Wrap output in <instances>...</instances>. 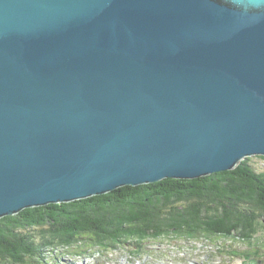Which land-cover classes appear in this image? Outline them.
I'll use <instances>...</instances> for the list:
<instances>
[{
  "label": "water",
  "instance_id": "obj_1",
  "mask_svg": "<svg viewBox=\"0 0 264 264\" xmlns=\"http://www.w3.org/2000/svg\"><path fill=\"white\" fill-rule=\"evenodd\" d=\"M264 156V0H0V218Z\"/></svg>",
  "mask_w": 264,
  "mask_h": 264
},
{
  "label": "trees",
  "instance_id": "obj_2",
  "mask_svg": "<svg viewBox=\"0 0 264 264\" xmlns=\"http://www.w3.org/2000/svg\"><path fill=\"white\" fill-rule=\"evenodd\" d=\"M249 161L203 177L126 185L0 218V264H26L49 247L85 241L113 245L119 239L141 236L251 241L264 225V171H257ZM39 227H46L41 239L30 233Z\"/></svg>",
  "mask_w": 264,
  "mask_h": 264
},
{
  "label": "rangeland",
  "instance_id": "obj_3",
  "mask_svg": "<svg viewBox=\"0 0 264 264\" xmlns=\"http://www.w3.org/2000/svg\"><path fill=\"white\" fill-rule=\"evenodd\" d=\"M257 171H264V158L249 157ZM43 227L30 233L41 239ZM264 225L251 241L239 238L130 237L110 242H80L71 246L49 247L45 254L26 264H264ZM122 240V241H121ZM44 256V257H43Z\"/></svg>",
  "mask_w": 264,
  "mask_h": 264
},
{
  "label": "bare ground",
  "instance_id": "obj_4",
  "mask_svg": "<svg viewBox=\"0 0 264 264\" xmlns=\"http://www.w3.org/2000/svg\"><path fill=\"white\" fill-rule=\"evenodd\" d=\"M127 262H132V260H129V259H128V261H125V262H123L122 264H127Z\"/></svg>",
  "mask_w": 264,
  "mask_h": 264
}]
</instances>
